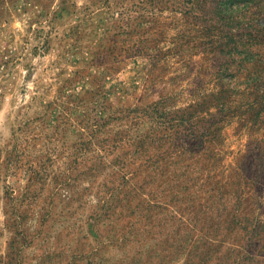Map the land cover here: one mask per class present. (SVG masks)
<instances>
[{"label":"rangeland","instance_id":"obj_1","mask_svg":"<svg viewBox=\"0 0 264 264\" xmlns=\"http://www.w3.org/2000/svg\"><path fill=\"white\" fill-rule=\"evenodd\" d=\"M0 0V264H264V0Z\"/></svg>","mask_w":264,"mask_h":264},{"label":"trees","instance_id":"obj_2","mask_svg":"<svg viewBox=\"0 0 264 264\" xmlns=\"http://www.w3.org/2000/svg\"><path fill=\"white\" fill-rule=\"evenodd\" d=\"M244 1L246 0H227L226 3L230 6V11L237 12L236 10L240 8V4Z\"/></svg>","mask_w":264,"mask_h":264}]
</instances>
